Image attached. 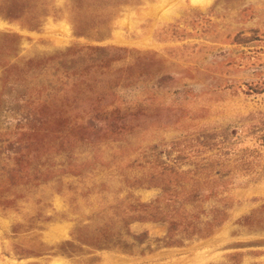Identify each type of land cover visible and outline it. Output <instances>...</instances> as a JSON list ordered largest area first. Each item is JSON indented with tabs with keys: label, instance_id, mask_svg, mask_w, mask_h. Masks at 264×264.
<instances>
[{
	"label": "rangeland",
	"instance_id": "374dc122",
	"mask_svg": "<svg viewBox=\"0 0 264 264\" xmlns=\"http://www.w3.org/2000/svg\"><path fill=\"white\" fill-rule=\"evenodd\" d=\"M0 264H264V0H0Z\"/></svg>",
	"mask_w": 264,
	"mask_h": 264
},
{
	"label": "bare ground",
	"instance_id": "6f19581e",
	"mask_svg": "<svg viewBox=\"0 0 264 264\" xmlns=\"http://www.w3.org/2000/svg\"><path fill=\"white\" fill-rule=\"evenodd\" d=\"M162 2V1H161ZM167 3V2H166ZM163 5V4H162Z\"/></svg>",
	"mask_w": 264,
	"mask_h": 264
}]
</instances>
